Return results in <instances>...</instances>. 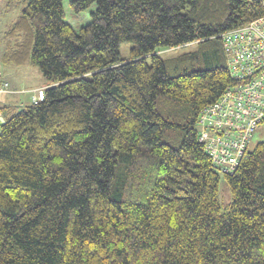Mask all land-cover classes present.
Here are the masks:
<instances>
[{"label": "trees", "instance_id": "1", "mask_svg": "<svg viewBox=\"0 0 264 264\" xmlns=\"http://www.w3.org/2000/svg\"><path fill=\"white\" fill-rule=\"evenodd\" d=\"M4 1L24 4L12 64L45 87L0 108V264H264V142L223 175L222 210L197 140L200 112L232 84L226 65L170 75L157 54L220 40L263 17L264 0H69L73 14L94 6L78 30L63 0ZM159 99L188 104L183 123ZM169 128L178 147L162 141Z\"/></svg>", "mask_w": 264, "mask_h": 264}, {"label": "built area", "instance_id": "2", "mask_svg": "<svg viewBox=\"0 0 264 264\" xmlns=\"http://www.w3.org/2000/svg\"><path fill=\"white\" fill-rule=\"evenodd\" d=\"M219 39L232 84L200 112L197 140L212 166L226 176L234 173L264 122V16L222 33ZM11 92L0 72V96ZM29 93L30 104L44 98L43 88Z\"/></svg>", "mask_w": 264, "mask_h": 264}, {"label": "rangeland", "instance_id": "3", "mask_svg": "<svg viewBox=\"0 0 264 264\" xmlns=\"http://www.w3.org/2000/svg\"><path fill=\"white\" fill-rule=\"evenodd\" d=\"M23 5L24 4L20 3L19 8ZM19 8H7L5 5V1L0 0V72H2L3 75L4 72L11 73L12 70L15 69L12 64V62H14V60L12 59V52H14V50L10 28L19 15ZM63 10L65 13L66 22L74 30H78L80 27L84 26L90 21V13L94 10V6L92 5L84 12L73 14L69 8V0H63ZM131 46L132 45L127 42L119 45L118 53L120 59L129 58V51ZM157 54L162 58V60L165 61L167 72L170 75H174L178 72V69H175V67L178 66V64H181V62H183L184 65L183 66L181 64V70L185 68V70L187 71H196L210 68L214 65L225 64L224 50L222 42L220 40H211L198 43L195 42L174 49H161L157 52ZM20 68L19 70H23L27 73L25 74L26 76L24 77V79L28 83L36 82L37 76L42 80V82H44L42 75L36 67H30V65L28 66L24 64L23 66H20ZM29 87H31V85L23 84L19 86V89L20 91H24L22 93H29L30 90H34L28 89ZM188 109V104H179L174 102L163 103L161 102V99L157 100L158 112L163 117H167L177 124L183 123V117L186 116ZM182 137L183 131L178 128H169L164 132L162 141L172 147H178L180 145ZM259 142H264V122H262L257 127L249 145V150H252L254 146ZM219 177L220 180L218 199L222 210H224L230 204L231 196L224 176L219 173Z\"/></svg>", "mask_w": 264, "mask_h": 264}, {"label": "crops", "instance_id": "4", "mask_svg": "<svg viewBox=\"0 0 264 264\" xmlns=\"http://www.w3.org/2000/svg\"><path fill=\"white\" fill-rule=\"evenodd\" d=\"M20 66H23V65H20ZM20 66L13 65V67L15 69L12 70L11 73L4 72V77L10 83V89L12 92L9 94H5L3 96H0L1 97L0 98V108H2L4 106H9V107H14L16 109H20L22 107L29 105L30 93H20V89H19L20 85H23V84L31 85V87H29L28 89H36V88H44L45 87V82H42V80L40 78H38V76H37L36 82L28 83L24 79V77L26 76L25 74H27V73L23 70H19ZM30 67H32V66H30ZM16 68H18V69H16ZM0 118H1V112H0Z\"/></svg>", "mask_w": 264, "mask_h": 264}, {"label": "water", "instance_id": "5", "mask_svg": "<svg viewBox=\"0 0 264 264\" xmlns=\"http://www.w3.org/2000/svg\"><path fill=\"white\" fill-rule=\"evenodd\" d=\"M0 123H3V120H2V118H0Z\"/></svg>", "mask_w": 264, "mask_h": 264}]
</instances>
